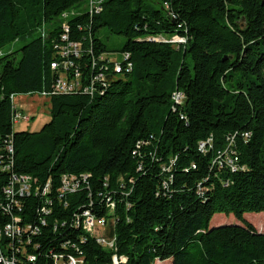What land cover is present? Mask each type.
Returning <instances> with one entry per match:
<instances>
[{"label":"trees","instance_id":"16d2710c","mask_svg":"<svg viewBox=\"0 0 264 264\" xmlns=\"http://www.w3.org/2000/svg\"><path fill=\"white\" fill-rule=\"evenodd\" d=\"M100 2L0 0V264H264L245 219L264 213V0ZM66 60L81 88L54 92ZM43 92L50 119L13 131L14 96ZM224 150L235 170L214 162ZM14 176L27 195L7 193ZM219 213L235 221L211 227Z\"/></svg>","mask_w":264,"mask_h":264},{"label":"built area","instance_id":"2783aa9c","mask_svg":"<svg viewBox=\"0 0 264 264\" xmlns=\"http://www.w3.org/2000/svg\"><path fill=\"white\" fill-rule=\"evenodd\" d=\"M100 5L101 2L100 0H87V6L89 10H94V11H99L100 10ZM67 14L64 15V17H66ZM64 30L67 31V27H64ZM64 39H66V36H63ZM183 40L177 37H173L171 39L170 42H182ZM69 50H62V55L63 56H67L68 52L71 50L75 55L78 54L79 52V45L78 44H69ZM124 60H126L127 58L124 57ZM52 68L54 70H56L58 68L56 63L51 64ZM70 67V63L66 60L63 64H62V69L63 71L61 72L57 83L54 85L53 87V91L54 92H58V93H67L69 91H72L74 89H80L81 85H80V73L79 72H75L73 75V78H68L67 76V70ZM113 71L115 73H120L121 72V66L120 64H114L113 65ZM97 82L99 81H103L104 79L101 76L97 77ZM94 81V80H93ZM43 96H48L49 93L47 92H43L42 93ZM182 98L181 94H176L173 95V99L174 101L178 102L180 99ZM13 114L14 117L12 115V120L13 122H16V117H24L25 121H29V119L27 118V116L25 117L24 115H21L20 112H18L17 110H13ZM19 114V115H17ZM200 150L203 153H206L205 149H208L209 151L212 150V144H211V138H208L206 142L200 143L199 145ZM216 160L214 162L217 163L218 166H222L223 164L229 165L231 167V170H235V160H233L234 156H231V154H228L226 150L224 151H217L216 154ZM223 160V162L221 161ZM26 180L27 177L23 176V177H18V176H14L13 177V182H15L17 184V186L20 189V196L21 195H27V187H26ZM71 179H68L67 177L63 178V183H64V190H67L68 187H71L72 185L74 186L72 189L73 191L76 189L77 184H73V181H70ZM10 186V185H9ZM5 193H6V187H5ZM8 197H10V195H7ZM82 216L84 218V229L91 233L93 236L96 237L97 241L103 245L106 248H110L113 249L114 248V238H111V240H107L106 238H102L94 233H92V228L97 227V226H105L106 222L102 219H95L94 217H92L87 211L82 213ZM76 220H80L79 216H76ZM14 222H18V218L14 219ZM12 229H14L17 233L19 234V230L18 226H14V227H9L7 226V230L8 231H12ZM31 259H34L33 257ZM55 262L56 264H78V263H82V259L81 258H75L73 256H67V258H64L62 256L59 257H55ZM114 264H117V260L116 257H114Z\"/></svg>","mask_w":264,"mask_h":264},{"label":"rangeland","instance_id":"374dc122","mask_svg":"<svg viewBox=\"0 0 264 264\" xmlns=\"http://www.w3.org/2000/svg\"><path fill=\"white\" fill-rule=\"evenodd\" d=\"M174 43V42H173ZM21 42H13L2 49V53H6L12 51L14 49L19 48ZM114 55H110L109 57L115 61H121L122 57L119 53H113ZM48 96H43L42 94L33 93V94H18L13 98V104L15 105L18 112L21 115H24L30 121H25L24 117H16V122L13 123L12 129L13 131H36L41 128V126L50 119V104L48 100ZM14 117V114H12ZM19 115V114H17ZM245 219L252 223L258 232H264V213H245ZM235 218L232 214L225 215L222 213L215 214L209 225L212 227L215 224H229L233 223ZM110 225L105 224V226H97L92 228V233L106 238L107 240H111V236L109 235ZM81 264V263H78ZM154 264H170L169 261L155 262Z\"/></svg>","mask_w":264,"mask_h":264},{"label":"bare ground","instance_id":"6f19581e","mask_svg":"<svg viewBox=\"0 0 264 264\" xmlns=\"http://www.w3.org/2000/svg\"><path fill=\"white\" fill-rule=\"evenodd\" d=\"M26 187H27V190H28L29 189V179L28 178L26 180ZM7 193L10 194V195L12 193H14V194L16 193V194L20 195V189H19V187H14V185L12 184L11 188L8 190Z\"/></svg>","mask_w":264,"mask_h":264},{"label":"crops","instance_id":"0c3cea01","mask_svg":"<svg viewBox=\"0 0 264 264\" xmlns=\"http://www.w3.org/2000/svg\"><path fill=\"white\" fill-rule=\"evenodd\" d=\"M14 107H15V105H14ZM16 108V107H15ZM17 110V109H16Z\"/></svg>","mask_w":264,"mask_h":264}]
</instances>
